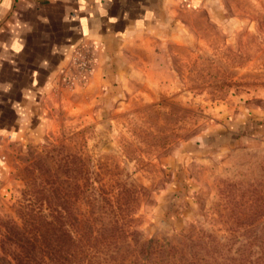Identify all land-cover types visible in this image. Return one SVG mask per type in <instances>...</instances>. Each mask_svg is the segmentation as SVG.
Segmentation results:
<instances>
[{"label":"rangeland","instance_id":"1","mask_svg":"<svg viewBox=\"0 0 264 264\" xmlns=\"http://www.w3.org/2000/svg\"><path fill=\"white\" fill-rule=\"evenodd\" d=\"M185 1L110 81L76 48L3 150L0 242L33 202L141 263L264 264V0Z\"/></svg>","mask_w":264,"mask_h":264},{"label":"crops","instance_id":"2","mask_svg":"<svg viewBox=\"0 0 264 264\" xmlns=\"http://www.w3.org/2000/svg\"><path fill=\"white\" fill-rule=\"evenodd\" d=\"M185 2L0 0V174L6 143L40 117L34 109L71 70L80 44L97 48L94 71L110 81L125 64L128 39L158 31Z\"/></svg>","mask_w":264,"mask_h":264},{"label":"trees","instance_id":"3","mask_svg":"<svg viewBox=\"0 0 264 264\" xmlns=\"http://www.w3.org/2000/svg\"><path fill=\"white\" fill-rule=\"evenodd\" d=\"M55 211L36 210L33 202L25 205L22 224L6 227L0 264H145L134 258L110 253L113 238L125 231L94 232L78 228L77 235L63 231ZM201 248H203L201 246ZM201 260L196 263L195 259ZM198 260V261H199ZM189 264H219L194 254Z\"/></svg>","mask_w":264,"mask_h":264},{"label":"built area","instance_id":"4","mask_svg":"<svg viewBox=\"0 0 264 264\" xmlns=\"http://www.w3.org/2000/svg\"><path fill=\"white\" fill-rule=\"evenodd\" d=\"M79 53H80V49L78 50H75L74 52V55H73V58H74V61L76 62L78 60V57H79ZM80 63V67L84 70H89V61L88 60H82L80 62H78V64Z\"/></svg>","mask_w":264,"mask_h":264}]
</instances>
